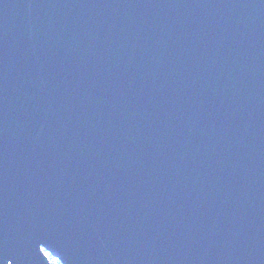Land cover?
I'll list each match as a JSON object with an SVG mask.
<instances>
[{"label":"water","instance_id":"1","mask_svg":"<svg viewBox=\"0 0 264 264\" xmlns=\"http://www.w3.org/2000/svg\"><path fill=\"white\" fill-rule=\"evenodd\" d=\"M264 264V0H0V264Z\"/></svg>","mask_w":264,"mask_h":264},{"label":"trees","instance_id":"2","mask_svg":"<svg viewBox=\"0 0 264 264\" xmlns=\"http://www.w3.org/2000/svg\"><path fill=\"white\" fill-rule=\"evenodd\" d=\"M48 258H49L50 264H63L61 262V260L59 258H57V257H53V256L48 254Z\"/></svg>","mask_w":264,"mask_h":264}]
</instances>
